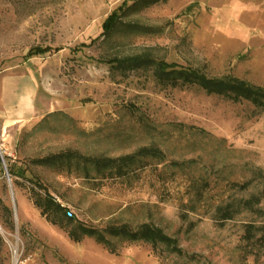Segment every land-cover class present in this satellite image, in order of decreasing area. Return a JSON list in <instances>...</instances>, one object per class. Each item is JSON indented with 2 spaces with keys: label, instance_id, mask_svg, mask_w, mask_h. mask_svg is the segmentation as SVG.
I'll list each match as a JSON object with an SVG mask.
<instances>
[{
  "label": "rangeland",
  "instance_id": "rangeland-1",
  "mask_svg": "<svg viewBox=\"0 0 264 264\" xmlns=\"http://www.w3.org/2000/svg\"><path fill=\"white\" fill-rule=\"evenodd\" d=\"M124 1L0 0V149L7 169L26 176H7L0 159V200L15 223L0 222L2 264H264V108L104 61L149 54L264 87V0H127L103 34ZM35 47L50 50L29 55ZM143 147L164 158L123 177L33 163L67 150L116 158ZM31 180L75 222L44 216ZM144 223L182 252L106 231Z\"/></svg>",
  "mask_w": 264,
  "mask_h": 264
},
{
  "label": "trees",
  "instance_id": "trees-1",
  "mask_svg": "<svg viewBox=\"0 0 264 264\" xmlns=\"http://www.w3.org/2000/svg\"><path fill=\"white\" fill-rule=\"evenodd\" d=\"M165 0H136L134 4H154ZM133 4V5H134ZM130 5L125 0L118 8L113 10L105 19L103 24V34H108L113 31L122 16L127 13ZM50 48L35 47L29 51V55L44 54ZM111 63L114 68L119 70L122 74H126L130 70L138 69H153L155 78L164 85L177 86L180 84H196L203 88L208 94H218L233 98L234 100L249 99L258 106L264 108V87L248 83L232 76L223 78H213L207 76L204 72L192 68H177L173 64L165 60H157L149 54H141L137 56L115 57L109 60H104ZM6 158V156H5ZM147 158H164L163 152L158 148L143 147L138 152L127 154L116 158L111 157H91L85 156L77 151L67 150L60 153L50 154L46 157L37 158L33 163L41 166L52 167L56 170L72 171L74 168L85 172L88 178L94 175L103 177H123L133 172L138 166L143 165ZM1 159V158H0ZM75 165V166H74ZM74 166V167H73ZM8 172L11 177L20 175L26 177L24 174H18L12 166L8 164ZM34 185L30 187L31 196L34 204L41 210V213L54 223H64L67 219L70 223L75 222V214L67 209L57 198L48 190V188L40 181L31 180ZM7 219L0 221L4 228L14 230L15 223L13 220V212L9 206L0 200ZM226 218L231 216L230 210L227 209L223 213ZM80 227V226H79ZM90 231H94L90 229ZM113 235H131V237L142 238L157 244L164 243L170 250L181 253L182 250L177 246V240L169 236L164 230L158 226L144 223L137 230H133L128 226L115 227L107 229ZM102 231H99L101 233ZM4 238L0 233V264H2V253L4 251Z\"/></svg>",
  "mask_w": 264,
  "mask_h": 264
},
{
  "label": "water",
  "instance_id": "water-1",
  "mask_svg": "<svg viewBox=\"0 0 264 264\" xmlns=\"http://www.w3.org/2000/svg\"><path fill=\"white\" fill-rule=\"evenodd\" d=\"M0 158L2 159V162H3V165H4V169H5V173H6L7 176H9V172H8L7 167H6L5 160H4V157L2 155L1 149H0Z\"/></svg>",
  "mask_w": 264,
  "mask_h": 264
},
{
  "label": "bare ground",
  "instance_id": "bare-ground-1",
  "mask_svg": "<svg viewBox=\"0 0 264 264\" xmlns=\"http://www.w3.org/2000/svg\"><path fill=\"white\" fill-rule=\"evenodd\" d=\"M15 264H17V259L15 260Z\"/></svg>",
  "mask_w": 264,
  "mask_h": 264
},
{
  "label": "crops",
  "instance_id": "crops-1",
  "mask_svg": "<svg viewBox=\"0 0 264 264\" xmlns=\"http://www.w3.org/2000/svg\"><path fill=\"white\" fill-rule=\"evenodd\" d=\"M0 133H1V130H0Z\"/></svg>",
  "mask_w": 264,
  "mask_h": 264
}]
</instances>
